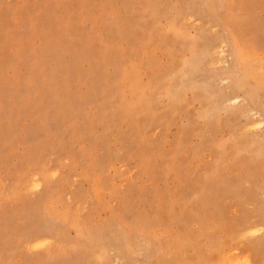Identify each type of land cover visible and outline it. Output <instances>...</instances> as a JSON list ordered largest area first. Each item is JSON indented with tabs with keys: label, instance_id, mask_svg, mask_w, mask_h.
<instances>
[{
	"label": "rangeland",
	"instance_id": "1",
	"mask_svg": "<svg viewBox=\"0 0 264 264\" xmlns=\"http://www.w3.org/2000/svg\"><path fill=\"white\" fill-rule=\"evenodd\" d=\"M223 257L264 264V0H0V264Z\"/></svg>",
	"mask_w": 264,
	"mask_h": 264
},
{
	"label": "bare ground",
	"instance_id": "2",
	"mask_svg": "<svg viewBox=\"0 0 264 264\" xmlns=\"http://www.w3.org/2000/svg\"><path fill=\"white\" fill-rule=\"evenodd\" d=\"M219 59H220V58H219ZM219 59H218V60H219ZM218 60H217V61H218ZM204 226H205V225H204ZM231 256H232V255H231ZM225 259H227V258H225ZM225 259H224V257H223V259H222V263H223V264H224L223 260L226 261ZM229 260H230V259H229ZM233 260H234V259H233ZM220 261H221V260H220ZM236 261H237V260H236ZM220 263H221V262H220ZM222 263H221V264H222ZM225 263H226V262H225ZM230 264H234V261L232 262V260H231V263H230ZM235 264H236V263H235Z\"/></svg>",
	"mask_w": 264,
	"mask_h": 264
}]
</instances>
